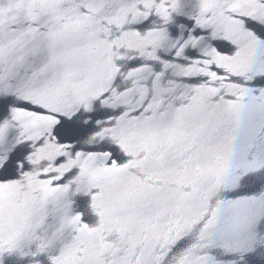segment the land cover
I'll use <instances>...</instances> for the list:
<instances>
[{
	"label": "water",
	"instance_id": "1",
	"mask_svg": "<svg viewBox=\"0 0 264 264\" xmlns=\"http://www.w3.org/2000/svg\"><path fill=\"white\" fill-rule=\"evenodd\" d=\"M0 264H264V0H0Z\"/></svg>",
	"mask_w": 264,
	"mask_h": 264
}]
</instances>
